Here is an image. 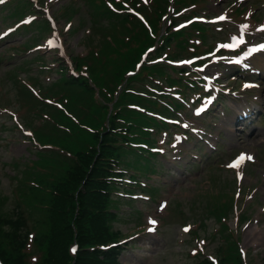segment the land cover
Listing matches in <instances>:
<instances>
[{"label":"rangeland","instance_id":"374dc122","mask_svg":"<svg viewBox=\"0 0 264 264\" xmlns=\"http://www.w3.org/2000/svg\"><path fill=\"white\" fill-rule=\"evenodd\" d=\"M73 1L90 5L82 2L76 4L79 8L71 16L76 28L74 32L64 31L69 51L73 55L85 48L80 66L74 71L66 66H58L46 58L40 49L51 29L46 16L35 11L38 7L36 1L10 0L0 6V17L5 19L4 25L16 28L9 36L0 39V191L8 194L9 189L17 183L16 193L20 196L37 197L39 192L45 190L47 182L43 180L49 174L47 170L42 173L40 169H55L54 177H58L78 151L90 150L97 144L95 134L101 135L105 129L104 121L108 122L111 117L110 121L115 124L111 135L118 137L117 151L121 167L127 174L124 186L138 190L135 194L121 193L122 197L129 199L121 201L120 208L112 201L113 207L123 215L115 221V225L123 229V234L134 231L138 235L136 239H129L125 243L129 244L121 253L123 263L200 264L206 256L215 254L219 257L218 248L225 244L220 234L214 232L219 224L225 236L233 235L236 238L235 244H239L241 234L240 247L248 253V263L264 264V121L259 122L256 129L253 125H247L245 131L233 133L226 128L231 111L223 121L216 120L219 126L211 128L214 135H217L211 140L217 146L219 142L217 149L202 150L200 154L203 158L199 162L195 163L194 158L180 159L175 161L177 166H171L169 164L172 163L166 160L179 130H174L168 123L152 115L157 111L178 118L179 113L187 111L189 90L199 96L203 88L196 74L183 73L175 67L172 59L191 53L198 54L203 47L208 46L212 38L219 39L221 33L199 22L161 36L158 33L160 20L165 11L164 2L168 0ZM67 2L55 0L52 8L56 20L63 27L68 21V14H62L60 18L55 9L60 14L59 8H63ZM256 2L260 3V0ZM186 4L187 0H175L179 8ZM239 6L251 10L253 7L258 8L242 0ZM40 7L43 6L40 4ZM189 7L192 13L207 12L201 4ZM257 10L263 13L264 5ZM100 12L108 16L104 17ZM128 12L136 15L141 12L145 19L137 23L127 16ZM27 16L33 17L21 23ZM100 17L107 24L100 23ZM110 18H120L119 25L113 26L112 21L109 22ZM229 19L236 22L238 15L231 14ZM145 32L157 41L160 39V48H165L166 53L161 54L162 61L158 60L155 53V56L150 55L137 66L136 71L127 74L114 96V86L130 71L131 65L145 47ZM130 33H136V40L130 38ZM213 46L214 43L210 47ZM54 53H48L47 56L52 59ZM7 55H11L10 61L17 63L22 59L27 68L20 63L11 68L6 63ZM25 60L27 63H24ZM40 63L42 72L36 75ZM199 63L196 64L197 70H200ZM244 63L245 66L247 61ZM165 65L169 67V73L164 75ZM213 67L212 73L229 72L223 65ZM74 81L76 84H70ZM220 84L225 85L226 81L221 79ZM227 87L226 92H220L221 95H227V104L231 101L236 103L234 100L239 98V103H244L247 97L254 101L257 95L261 97L260 91L264 88L261 86L258 90L246 93L245 89L241 90V85L233 81ZM128 91L141 96L132 98ZM9 127H13L19 134L7 130ZM24 129L31 134L24 135ZM252 130L255 131L250 134ZM169 131L173 137L167 140ZM5 134L8 139L4 138ZM2 137L4 140H1ZM240 150L251 152L253 158L255 154L257 160L232 170L228 161ZM126 151L131 152V155ZM210 156L213 157L211 160ZM18 159L23 164L21 167L33 166L37 169L17 172L19 167L14 164ZM169 159L173 160L174 157ZM162 164L164 172L161 170ZM226 168L231 169L233 174ZM12 172H17L15 182L9 179ZM236 174L240 176L241 183L238 178L235 179ZM24 201L30 219L34 221L33 200ZM163 204L167 207L164 210H153ZM20 209L22 206L17 207L11 198L0 212L14 216L16 210ZM133 214L141 215L137 222L134 221L135 217L129 219L126 216ZM150 217L157 221L158 234L141 229L149 224ZM239 217L246 220L241 223L245 230L242 233L233 227ZM44 218L45 211L37 208L35 221H40L38 226L41 230ZM195 219L204 220V224L195 223L192 226L193 231L196 226L203 225L199 230L200 237L193 238L192 232L182 231L181 224L184 220L193 222ZM258 225L261 232L256 229ZM226 241H229L228 238ZM131 242L134 245H130ZM204 247L209 255L201 254L200 250ZM30 248L33 254L38 255L36 242Z\"/></svg>","mask_w":264,"mask_h":264},{"label":"trees","instance_id":"16d2710c","mask_svg":"<svg viewBox=\"0 0 264 264\" xmlns=\"http://www.w3.org/2000/svg\"><path fill=\"white\" fill-rule=\"evenodd\" d=\"M109 138L107 133L103 135V158L113 153L108 140L104 142ZM78 154L76 165L72 166L67 171V175L54 185L56 192H52L48 197L49 229L41 238L47 254L40 264H118V248L104 252L103 257L100 256V252L90 249V246L116 240L118 237V233L114 232L110 225V220L115 215L107 208L110 204L109 197L100 191L101 188L110 187L107 181L104 183L99 180L109 173L106 172L108 162L104 158L103 166L97 161L98 154L95 151L91 155L82 152ZM95 157L96 160L88 171ZM17 223L19 221L12 220L13 230L3 231V234H0L1 244L5 247L0 245V254L9 264H25L22 241L19 240L25 236H22L19 224L16 226ZM74 239L79 242V250L75 257L69 252V244ZM73 259L75 261L72 263ZM234 263L242 264L239 258H236Z\"/></svg>","mask_w":264,"mask_h":264},{"label":"snow or ice","instance_id":"6c2138e0","mask_svg":"<svg viewBox=\"0 0 264 264\" xmlns=\"http://www.w3.org/2000/svg\"><path fill=\"white\" fill-rule=\"evenodd\" d=\"M0 2H2V0H0ZM262 27H264V26H262ZM235 39H236L238 42H242L243 37H239V36H237V37H235ZM227 46H228V47H236L237 45H235V44H229V45H227ZM258 48H260V49H264V44L254 45V46L252 47L251 51H254V50L258 49ZM248 54H249V52H245V53H244V55H248ZM237 59L239 60V59H241V58H240V57H237ZM244 86H245V87H248V86H250V85H249V84H245ZM161 151H162V149H161ZM246 157H247V154H245V153H241L240 156H238V157L232 162V164L229 165V166H230V167H231V166H236V167H238L239 164H240V163H241ZM247 158H251V157H247ZM151 222H152L153 224L157 223V221H155L154 219L151 220ZM187 227H190V226H186V230H187ZM73 251H75V248L73 249ZM194 251H195V250H194Z\"/></svg>","mask_w":264,"mask_h":264}]
</instances>
